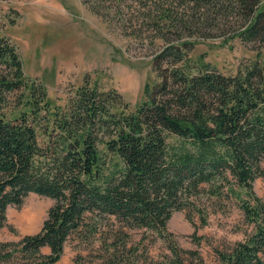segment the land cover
<instances>
[{
    "label": "trees",
    "instance_id": "obj_1",
    "mask_svg": "<svg viewBox=\"0 0 264 264\" xmlns=\"http://www.w3.org/2000/svg\"><path fill=\"white\" fill-rule=\"evenodd\" d=\"M125 1L81 0L107 24ZM148 3L164 44L153 61L159 82L146 86L135 110L89 76L64 106L52 103L46 86L25 75L16 46L0 37V230L8 208L30 194L55 201L39 233L0 243V262L57 264L70 237L97 236L115 219L164 240L173 264H185L169 221L193 206L203 186L229 185L246 195L234 192L253 232L232 249L216 250V264H264V203L254 192L264 157V62L226 76L188 59L190 40L211 29L264 44L261 0ZM122 250L127 243L118 236L104 261L119 264ZM187 254L204 264L199 254Z\"/></svg>",
    "mask_w": 264,
    "mask_h": 264
},
{
    "label": "rangeland",
    "instance_id": "obj_2",
    "mask_svg": "<svg viewBox=\"0 0 264 264\" xmlns=\"http://www.w3.org/2000/svg\"><path fill=\"white\" fill-rule=\"evenodd\" d=\"M159 1L126 0V7L119 14L112 13L107 24L81 0H0V37H7L16 46L25 75L46 86L52 103L64 106L70 92L89 76L102 91L116 90L135 110L145 100L146 86L151 88L159 82L153 61L163 47L164 32L149 17L158 16L157 11L148 13L144 6ZM261 8L264 10V0ZM227 30L211 29L191 40L186 38L194 43L188 55L191 64L210 65L223 75L235 76L250 61L264 62V44L242 42ZM261 168L254 192L264 203V157ZM229 188L225 185L215 191V187L203 186L193 206L176 212L169 221L168 231L182 250L185 264H201L187 252L199 254L204 264H216V250L232 249L252 234L253 226L246 222L234 192L244 200L247 197L237 187L233 192ZM54 203L53 199L30 194L22 206H10L6 225L0 230V243L16 244L39 233ZM118 236L127 243L119 264L174 263L164 240L143 229L124 228L111 219L103 223L97 236L70 237L57 264H107L105 250ZM42 252L50 251L44 248ZM21 263L17 257L0 262Z\"/></svg>",
    "mask_w": 264,
    "mask_h": 264
},
{
    "label": "bare ground",
    "instance_id": "obj_3",
    "mask_svg": "<svg viewBox=\"0 0 264 264\" xmlns=\"http://www.w3.org/2000/svg\"><path fill=\"white\" fill-rule=\"evenodd\" d=\"M30 219H32V218H30ZM28 220H29V218H28Z\"/></svg>",
    "mask_w": 264,
    "mask_h": 264
}]
</instances>
